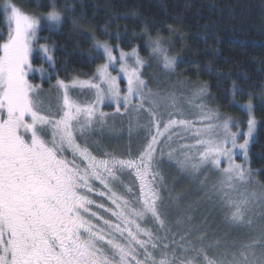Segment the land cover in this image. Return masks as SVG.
<instances>
[{
	"label": "snow or ice",
	"instance_id": "6c2138e0",
	"mask_svg": "<svg viewBox=\"0 0 264 264\" xmlns=\"http://www.w3.org/2000/svg\"><path fill=\"white\" fill-rule=\"evenodd\" d=\"M3 13L9 32L0 44V264H80L75 259L79 255L77 248L72 247L80 238L78 233L69 231L60 211L54 164L60 160L66 146L79 147L80 140L86 142L85 133L97 126H108L109 119L115 116L129 117L130 138L134 129L144 130L143 145L133 154L129 144L127 155L114 158V166L145 181L142 190L148 191L153 203L159 197L146 181L153 175L157 153L160 159L165 155L172 158L174 150L165 152L161 145L165 137L169 142L173 139L170 135L173 129H182L186 136L195 137L193 145L182 147H200L198 155L202 161L215 166L226 165L224 170L229 173V181L233 177L249 179L246 170L248 173L251 170L246 164L235 163V156L239 150L247 162L249 146L257 132L258 122L252 115L251 99L247 104V128L241 143L238 142L241 133L231 130V118L221 117L203 103L196 105V111L190 114L194 119L186 118L175 93L153 92L143 78L142 70L147 62L137 48L124 52L97 40L94 48L100 50L104 62L87 74V79L79 76L57 79L50 85L56 103L45 104L41 97L49 94L44 93L41 86L32 84L28 77L35 71L34 51L43 53L54 64V48L38 44L41 22L34 15L24 12L12 0H4ZM62 19L53 4L46 20L59 25ZM147 41L154 54H161L163 67L173 70L176 59L166 54L162 41L150 37ZM114 51H119L118 57ZM130 60L134 63L130 64ZM114 65L117 75L112 74ZM121 74L126 80L124 89L120 86ZM208 88L209 85H202L197 96L210 95ZM73 90H78L76 95L84 90L91 95L84 102L74 98ZM106 102L114 105V113L103 111ZM142 116L146 119H141ZM179 163L183 168L184 163ZM228 219L236 224L244 221L239 205ZM140 243L144 247L143 242ZM179 247L181 255L167 243L161 247L151 242V249L145 248L144 259L137 260V264H199L201 260L203 264H264V258L252 251V245H246L249 250L241 251L239 258L233 255L230 260L210 258L191 241ZM120 261L128 264L125 256H121Z\"/></svg>",
	"mask_w": 264,
	"mask_h": 264
},
{
	"label": "rangeland",
	"instance_id": "374dc122",
	"mask_svg": "<svg viewBox=\"0 0 264 264\" xmlns=\"http://www.w3.org/2000/svg\"><path fill=\"white\" fill-rule=\"evenodd\" d=\"M3 4L4 0L0 3V13L4 15ZM46 17L47 15L36 17L41 22L38 44L50 46L47 44L46 34L60 29L62 20L57 25L47 21ZM8 32L7 26L6 36L0 44L5 41ZM103 42L107 41L101 43ZM107 43L114 49L124 51L118 45ZM97 51L100 53V50ZM114 54L118 57L119 51H114ZM52 55L54 57V52ZM101 62H104L103 58ZM129 63L134 61L130 60ZM177 63L179 60L176 59ZM54 65L55 60L53 64L43 53L34 51L32 66L35 71L30 72L28 79L32 84L41 86L44 93L49 94L41 97L45 104L56 103L55 93L50 89V82L55 84L57 80ZM112 74L117 75L115 65ZM120 86L122 89L126 87L122 74ZM177 86L172 87V90ZM185 86L186 84L182 83L174 93L185 94ZM169 88L171 90L170 85ZM186 90L193 98L194 95L191 94L194 92ZM77 91L73 90L74 98L87 102L91 94L84 90L76 95ZM197 99L198 104H205L204 97H196ZM180 104L182 106L181 101ZM103 111L114 113V105L106 102ZM251 111L257 120L254 105ZM248 113L246 104L243 106V115L246 118H238L229 112L219 114L221 117L231 118V130L241 133L238 138L241 143L247 128ZM186 114V118H195L189 111ZM141 119H146V116ZM128 122L127 115H119L110 118L106 127H94L91 132L85 133L86 142L80 140L79 147L75 144L66 146L60 153V160L54 164L58 176L56 183L59 186L60 211L69 225V231L78 233L80 238L76 244L80 248L77 250L79 255L75 256V259L79 260L80 264H121L120 257L125 256L128 264H137V260L144 259L145 248L151 249V242L161 247L167 243L175 248L179 255V246L183 244L189 231L199 237V241L193 243L194 246L204 249L210 258L230 260L233 255L239 258L241 251L249 250L246 245H252L256 256L264 258V182L261 178L263 171L252 168L250 156L251 148L257 139L259 121L257 120L254 140L249 146L247 162L239 150L235 156V163L246 164L251 170L250 173L246 170V175L249 176L247 180L233 177L229 181V173L224 170L226 165L222 163L215 166L202 161L198 155L202 150L200 147H182L185 144L193 145L195 137L186 136L182 129H173L170 133L173 139L169 142L165 137L161 145L165 152L174 150L172 158L169 159L165 155L160 159L157 153L152 167L153 175L146 181L159 197L154 203L148 191L142 190L141 185L145 181L137 179L130 171L118 165L114 166V158L119 157L99 155L104 153L106 147L123 154L127 152L129 144L133 153H136L144 143L145 133L143 129H134L130 138ZM179 162L184 163L183 168ZM197 197L198 202L194 201ZM237 205L244 215V221L240 224L228 219ZM140 242H143L144 247ZM119 248L123 251L118 252ZM129 252L132 256H127ZM156 254L159 255L158 252ZM199 264H203V261Z\"/></svg>",
	"mask_w": 264,
	"mask_h": 264
},
{
	"label": "trees",
	"instance_id": "16d2710c",
	"mask_svg": "<svg viewBox=\"0 0 264 264\" xmlns=\"http://www.w3.org/2000/svg\"><path fill=\"white\" fill-rule=\"evenodd\" d=\"M12 3L38 18L47 15L55 4L63 17L60 29L44 36L54 48L57 79L87 78V74L93 73L102 63L99 51L94 48V41L98 40L118 45L127 52L137 48L147 62L143 78L153 92L174 93L185 83V94L175 92L185 113L194 112L199 103L197 92L205 84L209 85L210 95L204 96V103L222 115L229 112L244 118L243 106L251 99L259 121L257 139L250 152L251 164L254 170L263 171L264 182V0H12ZM6 33V19L0 13V43ZM147 37L159 38L166 54L179 60L174 70L163 67L161 54L151 51ZM175 85L177 88L172 90ZM186 89L194 92L193 98ZM99 155L122 157L127 152L121 154L106 147ZM198 200L197 197L194 201ZM189 241L196 243L199 237L189 231L183 244Z\"/></svg>",
	"mask_w": 264,
	"mask_h": 264
},
{
	"label": "flooded vegetation",
	"instance_id": "af4514ba",
	"mask_svg": "<svg viewBox=\"0 0 264 264\" xmlns=\"http://www.w3.org/2000/svg\"><path fill=\"white\" fill-rule=\"evenodd\" d=\"M67 226H68V229H69V225H67ZM53 243H54V241H53ZM72 247H73V245H72ZM74 247L77 248V250L80 249L78 245H75Z\"/></svg>",
	"mask_w": 264,
	"mask_h": 264
},
{
	"label": "bare ground",
	"instance_id": "6f19581e",
	"mask_svg": "<svg viewBox=\"0 0 264 264\" xmlns=\"http://www.w3.org/2000/svg\"><path fill=\"white\" fill-rule=\"evenodd\" d=\"M258 96V95H257ZM259 100V99H258ZM261 100V99H260ZM262 102V101H261ZM254 104V103H253Z\"/></svg>",
	"mask_w": 264,
	"mask_h": 264
}]
</instances>
